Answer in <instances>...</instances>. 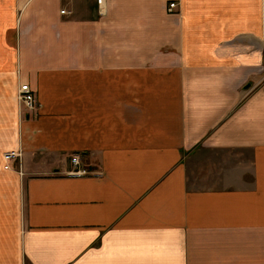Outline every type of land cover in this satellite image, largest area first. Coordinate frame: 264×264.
I'll return each instance as SVG.
<instances>
[{
	"label": "crops",
	"instance_id": "0c3cea01",
	"mask_svg": "<svg viewBox=\"0 0 264 264\" xmlns=\"http://www.w3.org/2000/svg\"><path fill=\"white\" fill-rule=\"evenodd\" d=\"M0 196V264H264V0H0Z\"/></svg>",
	"mask_w": 264,
	"mask_h": 264
},
{
	"label": "rangeland",
	"instance_id": "374dc122",
	"mask_svg": "<svg viewBox=\"0 0 264 264\" xmlns=\"http://www.w3.org/2000/svg\"><path fill=\"white\" fill-rule=\"evenodd\" d=\"M22 83L19 84L18 89ZM18 89H17L16 99L18 102L19 109L22 110L24 107L21 101H19L18 99ZM20 155L18 158H20ZM3 159L5 160L4 154H3ZM16 159H14L12 162L16 161ZM6 163L9 164V162H6ZM6 194H10V193H6ZM15 194L16 193H13V195ZM24 203H25V200L22 198L17 199L14 197L8 198V197L0 196V212L2 213V215H0V238L1 239H3L4 237L15 238L17 236L16 229L19 228V226L21 227L24 225V223H26ZM8 212H14V214H8Z\"/></svg>",
	"mask_w": 264,
	"mask_h": 264
},
{
	"label": "built area",
	"instance_id": "2783aa9c",
	"mask_svg": "<svg viewBox=\"0 0 264 264\" xmlns=\"http://www.w3.org/2000/svg\"><path fill=\"white\" fill-rule=\"evenodd\" d=\"M99 6L103 5V0H97ZM177 6L176 2H170L168 6V11L173 12ZM65 12V11H63ZM18 99L23 104V111L32 112L38 105V100L36 97V93L32 89L29 83L24 82L20 85L18 89ZM19 153L16 151H8L4 153V158L6 162H12L14 159L19 157ZM72 169L69 172L70 176H84L90 173V171L84 167L83 162L81 160V156L79 154H75L71 157ZM9 168L8 163L5 166Z\"/></svg>",
	"mask_w": 264,
	"mask_h": 264
}]
</instances>
